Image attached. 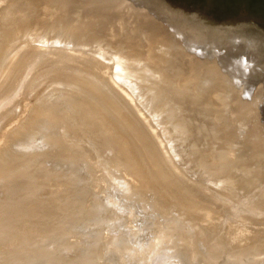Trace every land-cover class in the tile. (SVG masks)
<instances>
[{
	"label": "water",
	"instance_id": "95a60500",
	"mask_svg": "<svg viewBox=\"0 0 264 264\" xmlns=\"http://www.w3.org/2000/svg\"><path fill=\"white\" fill-rule=\"evenodd\" d=\"M0 264H264V0H0Z\"/></svg>",
	"mask_w": 264,
	"mask_h": 264
}]
</instances>
